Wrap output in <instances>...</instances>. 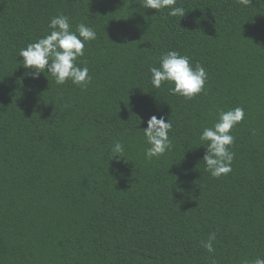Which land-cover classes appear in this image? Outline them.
I'll return each instance as SVG.
<instances>
[{
	"label": "trees",
	"instance_id": "obj_1",
	"mask_svg": "<svg viewBox=\"0 0 264 264\" xmlns=\"http://www.w3.org/2000/svg\"><path fill=\"white\" fill-rule=\"evenodd\" d=\"M0 0V264H244L264 258V0ZM63 14L85 44L87 89L33 79L17 57ZM177 51L207 72L192 99L153 88ZM81 67L85 64H80ZM244 109L231 172L205 171L199 139L220 110ZM172 148L147 160L151 116ZM124 145L120 160L111 147ZM215 232V252L202 246Z\"/></svg>",
	"mask_w": 264,
	"mask_h": 264
},
{
	"label": "clouds",
	"instance_id": "obj_2",
	"mask_svg": "<svg viewBox=\"0 0 264 264\" xmlns=\"http://www.w3.org/2000/svg\"><path fill=\"white\" fill-rule=\"evenodd\" d=\"M245 5L251 0H241ZM177 0H142L145 9L163 10L168 9L170 17H182L185 10L176 7ZM96 39L93 28L84 23L76 25L75 30L69 23V18L58 14L50 18L48 34L29 43L26 48L19 50L17 57L22 58L20 64L27 70L33 79L39 78L42 73L50 75L57 85H63L70 81L82 90L87 89L92 77L86 61L77 63L78 58L84 56L85 44ZM80 64H85L81 67ZM150 83L153 88L159 89L162 84H169L172 95H179L185 99H192L205 90L207 72L197 63L195 67L190 64L187 55H181L177 51H168L159 58V67H150ZM244 109L235 107L227 111L220 110L217 119L211 127H206L201 132L199 139L205 142L206 153L203 156L205 171L213 178H219L231 172L235 153L230 150L234 144V136L231 130L244 119ZM172 129L170 119L166 121L164 116H151L147 121V127L138 130L148 147L145 149V158L151 160L164 155L172 148L169 132ZM124 152V145L119 140L111 147L112 157L120 160ZM216 233L209 234L206 241H202L203 248L210 254L215 252L213 242ZM244 264H249L245 261ZM251 264H264V258L257 257Z\"/></svg>",
	"mask_w": 264,
	"mask_h": 264
}]
</instances>
